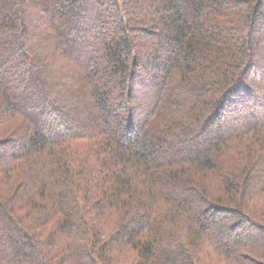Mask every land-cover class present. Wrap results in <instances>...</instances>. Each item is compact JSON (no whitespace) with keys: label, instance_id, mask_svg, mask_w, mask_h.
Listing matches in <instances>:
<instances>
[{"label":"trees","instance_id":"1","mask_svg":"<svg viewBox=\"0 0 264 264\" xmlns=\"http://www.w3.org/2000/svg\"><path fill=\"white\" fill-rule=\"evenodd\" d=\"M263 23L0 0V264H264Z\"/></svg>","mask_w":264,"mask_h":264},{"label":"rangeland","instance_id":"2","mask_svg":"<svg viewBox=\"0 0 264 264\" xmlns=\"http://www.w3.org/2000/svg\"><path fill=\"white\" fill-rule=\"evenodd\" d=\"M258 25V29H257V35H260L264 38V23L263 24H257ZM258 84L254 83L253 88L255 90Z\"/></svg>","mask_w":264,"mask_h":264}]
</instances>
